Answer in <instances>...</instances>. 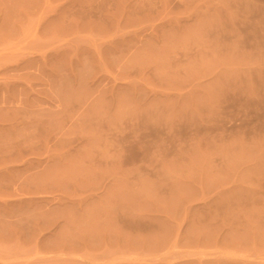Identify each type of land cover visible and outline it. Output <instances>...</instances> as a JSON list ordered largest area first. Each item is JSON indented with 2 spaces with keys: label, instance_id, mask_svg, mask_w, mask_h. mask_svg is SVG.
<instances>
[{
  "label": "rangeland",
  "instance_id": "obj_1",
  "mask_svg": "<svg viewBox=\"0 0 264 264\" xmlns=\"http://www.w3.org/2000/svg\"><path fill=\"white\" fill-rule=\"evenodd\" d=\"M62 225L264 264V0H0V264Z\"/></svg>",
  "mask_w": 264,
  "mask_h": 264
},
{
  "label": "crops",
  "instance_id": "obj_2",
  "mask_svg": "<svg viewBox=\"0 0 264 264\" xmlns=\"http://www.w3.org/2000/svg\"><path fill=\"white\" fill-rule=\"evenodd\" d=\"M63 227L64 225L60 226L55 231H50V248H52V253L50 254V264H71L74 259L73 257H75L71 255H78V259L80 260L79 264H92L94 262H97L98 264H119L117 261H121L122 259L130 256H135L131 249H127V233L123 234V241L121 242V245L115 247L110 243H104L101 251L92 252L90 251L91 249L89 248L88 242H86L85 236L88 235L90 238L98 234L110 236L111 232H109V229L104 227L101 232L91 231L89 234L80 232L78 237H76L75 235L65 234ZM114 234L115 232L112 235ZM76 239L78 242H76ZM75 246H77V249ZM154 247H156V243L153 240V242L147 244L143 253L138 256H167V244L165 240L162 242L159 240L158 249H155ZM169 256L186 255L172 254ZM191 256H200V254H191ZM122 261L120 264H129L128 262H125L126 260Z\"/></svg>",
  "mask_w": 264,
  "mask_h": 264
}]
</instances>
